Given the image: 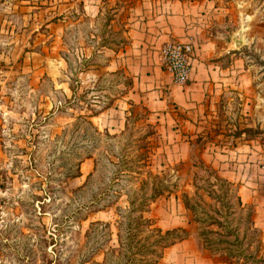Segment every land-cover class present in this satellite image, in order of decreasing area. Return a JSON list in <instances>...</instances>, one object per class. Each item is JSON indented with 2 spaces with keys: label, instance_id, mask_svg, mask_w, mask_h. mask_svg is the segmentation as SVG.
<instances>
[{
  "label": "rangeland",
  "instance_id": "1",
  "mask_svg": "<svg viewBox=\"0 0 264 264\" xmlns=\"http://www.w3.org/2000/svg\"><path fill=\"white\" fill-rule=\"evenodd\" d=\"M144 1L151 14L163 0ZM180 1L182 34L148 42L139 0H0V264H113L120 214L151 174L178 183L146 213L163 230L197 235L183 196L209 166L264 226V0ZM169 42L194 46L184 83L163 64ZM162 72L200 82L199 106L165 88L154 110ZM190 238L159 264L224 260Z\"/></svg>",
  "mask_w": 264,
  "mask_h": 264
},
{
  "label": "trees",
  "instance_id": "2",
  "mask_svg": "<svg viewBox=\"0 0 264 264\" xmlns=\"http://www.w3.org/2000/svg\"><path fill=\"white\" fill-rule=\"evenodd\" d=\"M121 42L124 43V38ZM129 171L135 173L132 169ZM121 172L122 169H117L114 173L120 176ZM205 172L206 175L195 177L194 195L186 193L183 196L184 206L191 217L189 224L198 225L197 235H191L185 227L163 230L146 216L156 198L172 193L178 186L167 173L151 174L142 180L138 194L128 196L129 207L120 214L117 240L111 249L112 256L118 260L114 259L113 264H159L169 247L190 237L195 238L203 251L227 262L264 264L262 230L256 224L254 206L245 204L237 186L220 176L213 167H207ZM234 211L244 212L246 216L238 217L234 223L236 218H231ZM88 261L89 257L81 264Z\"/></svg>",
  "mask_w": 264,
  "mask_h": 264
},
{
  "label": "crops",
  "instance_id": "3",
  "mask_svg": "<svg viewBox=\"0 0 264 264\" xmlns=\"http://www.w3.org/2000/svg\"><path fill=\"white\" fill-rule=\"evenodd\" d=\"M5 5V4H4ZM146 2L143 0H139V6H140V11L139 6H132L130 7V14H131V10H135L137 15L140 16L138 17L140 20L143 19L147 20L150 19L148 22L152 23L150 24L149 28H146V31H148V33H146V41L148 42H156V41H168L170 40L171 37H176L180 34H182L183 29L181 27L182 22H186L187 21V15L188 13L192 12L191 10V4L187 1H180V0H167V1H155L154 5L152 6V13L151 14H147V11L145 10L144 7L146 6ZM19 7V5H17ZM175 10H178L179 15H174L172 16L171 14L173 12H175ZM145 23V22H143ZM131 26L134 25V23L130 24ZM144 29V28H141ZM142 32V30H137L135 31V29L131 28L130 32ZM154 33V34H151ZM142 34V33H140ZM186 34V33H185ZM184 34V35H185ZM137 36H135L136 38ZM181 40H186L187 37L184 36H180L178 37ZM143 39H145V37L143 36ZM154 47V46H152ZM197 53L195 52L194 55H196ZM199 54V53H198ZM195 62H199V58L195 57L194 58ZM201 68L198 65V69L197 71L195 70L194 73L196 75L195 79H198L199 74L201 73ZM193 73V74H194ZM209 74V72H207ZM212 74L215 73L214 70H212L211 72ZM191 74V75H193ZM158 79L157 80V85L154 88H149V89H153L154 91L148 92V96L151 101V103L153 104V109H159L161 107V105L164 102V99H162V96L164 92H166L164 89H172L171 93L172 95H175L176 97V101L178 103L182 102V99H188V101L190 100L191 104H194V106H199L200 104V100H199V88H200V82L194 80L191 83H188L183 87H179L176 84L173 83L172 78L170 76V74H167L166 72H162V75H159V73H157ZM192 77V76H191ZM182 89H186L185 91ZM154 92H158L159 97H157V99H155L153 96L155 94H153ZM157 94V95H158ZM166 96V95H165ZM159 114V113H158ZM258 214V212H257ZM255 220H256V212H255ZM256 224L257 226L262 230V239H263V244L264 245V226H259V224L257 223L256 220ZM191 238H188L184 241H187ZM184 241L180 242V243H184ZM179 244V243H178ZM197 244V243H196ZM196 244L194 246V248H196ZM216 257V256H215ZM212 256H209L208 258H210L213 262H215L216 260L218 261V258H215ZM216 259V260H215ZM221 263L220 264H239V263H230L227 262L225 260H219Z\"/></svg>",
  "mask_w": 264,
  "mask_h": 264
},
{
  "label": "built area",
  "instance_id": "4",
  "mask_svg": "<svg viewBox=\"0 0 264 264\" xmlns=\"http://www.w3.org/2000/svg\"><path fill=\"white\" fill-rule=\"evenodd\" d=\"M194 46L187 42L167 43L163 49V64L176 82L184 83L190 77Z\"/></svg>",
  "mask_w": 264,
  "mask_h": 264
},
{
  "label": "water",
  "instance_id": "5",
  "mask_svg": "<svg viewBox=\"0 0 264 264\" xmlns=\"http://www.w3.org/2000/svg\"><path fill=\"white\" fill-rule=\"evenodd\" d=\"M235 42H236V45H237V46H239V45L242 44V40H239V39H236Z\"/></svg>",
  "mask_w": 264,
  "mask_h": 264
}]
</instances>
